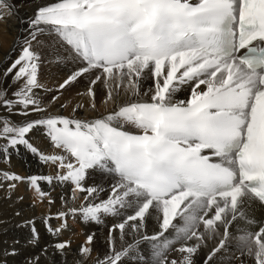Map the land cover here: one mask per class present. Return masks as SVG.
<instances>
[{
  "label": "snow or ice",
  "instance_id": "snow-or-ice-1",
  "mask_svg": "<svg viewBox=\"0 0 264 264\" xmlns=\"http://www.w3.org/2000/svg\"><path fill=\"white\" fill-rule=\"evenodd\" d=\"M15 11L11 0H0V19ZM28 23L31 39L7 70H15L13 80L22 84L12 99L0 91V106L24 116L47 112L37 94L45 88L39 78L43 59L32 46L46 30L79 62L60 89L94 74L91 108L97 83L105 86L104 104L121 91L128 100L93 119L58 113L20 123L0 118V139L8 142L0 151L23 145L57 165L55 176L0 172V178L26 179L38 191L39 181H71L87 193L86 205L56 218L122 216L110 231L109 254L96 264H122L142 241L153 243L154 264H195L206 236H220L204 261L210 264L227 247L237 221L246 225L236 236L240 264L245 257L264 264V223L252 230L258 222L249 211L254 203L264 207V0H56L39 7ZM145 77L153 86L143 98ZM185 85L190 96L175 100ZM41 126L68 155H46L34 146L28 134ZM90 170L114 176L106 199H99L102 186L85 187ZM153 216L160 230L147 235ZM128 231L140 238L124 247ZM33 233L38 238L35 227ZM92 241L89 235L86 244ZM70 243L55 248L63 251ZM92 251L80 249L83 256ZM170 251L180 258L170 259Z\"/></svg>",
  "mask_w": 264,
  "mask_h": 264
},
{
  "label": "bare ground",
  "instance_id": "bare-ground-1",
  "mask_svg": "<svg viewBox=\"0 0 264 264\" xmlns=\"http://www.w3.org/2000/svg\"><path fill=\"white\" fill-rule=\"evenodd\" d=\"M15 5V14L0 19V91L7 93L6 98L12 99L22 81L14 82L15 70L8 73L7 70L20 56L24 41L31 39L33 31L28 21L35 15L39 7L55 3L56 0H11ZM32 46L40 52L43 62L40 67L39 78L45 85L44 89L37 90V94L46 106L47 112L32 113L28 116L20 115L16 109L9 112L0 106V118H10L17 123L26 120H36L47 114H61L74 116L79 119H93L102 113L112 111L117 105L128 100V96L121 91L115 102L104 104L106 97L105 86L97 83L94 87L96 109L90 107L91 99L88 95L90 81L94 74L86 75L79 80L60 89L59 85L66 80L79 66L72 49L64 43L60 37L51 31H45L37 35L32 41ZM153 86V80L145 77L141 84V96ZM150 95V93H149ZM190 96V86H183L175 100H185ZM55 97V99H53ZM82 105V107H77ZM46 127H36L28 135L31 142L46 155H68L61 147H57L46 135ZM8 143L0 139V144ZM18 149V150H17ZM5 156V158H4ZM0 172L15 173L21 177L30 176H55L57 165L44 162L38 155L33 154L23 145L15 148L9 146V153L4 155L0 151ZM62 169L61 172H65ZM39 191L28 180L13 181L0 178V264H96L98 258L109 254V238L113 225L121 222L122 216L101 215L99 221L85 220L83 214H69L65 218H56V213L67 212L69 208H79L86 205L87 193L76 189L71 181L61 182L53 180L39 181ZM85 187L102 186L105 191L100 193L99 199H106L110 185L115 183L114 176L103 170H90ZM12 184L14 187H10ZM73 187V188H72ZM41 192L44 193L41 196ZM75 192V196L73 193ZM96 202H99L97 200ZM257 220V225L252 226L256 230L260 223H264V209L258 203H254L249 210ZM130 214V213H127ZM52 217L51 219H48ZM34 221V225L33 222ZM62 225H66L62 227ZM60 228L56 234L49 230ZM35 227L38 238L34 236ZM246 227L243 221H237L230 228L231 236L227 247L217 253L210 264H240V252L236 236L238 230ZM159 221L155 216L148 219L146 234L153 235L158 232ZM202 230V228H201ZM222 231V230H221ZM117 236L119 233H115ZM89 235L93 241L86 244ZM171 236V232L165 237ZM139 235L126 232L123 246L138 240ZM220 236H206L205 243L194 257L195 264H204L207 255L219 243ZM70 241V246L63 251L55 248L59 242ZM82 246L92 248L90 256H83L80 252ZM118 248L121 246L118 242ZM179 243L174 247H179ZM169 258H180L179 253L170 251ZM246 264H254V261L244 258ZM122 264H154L153 243L142 241L138 248L131 251L127 257L122 258Z\"/></svg>",
  "mask_w": 264,
  "mask_h": 264
},
{
  "label": "rangeland",
  "instance_id": "rangeland-1",
  "mask_svg": "<svg viewBox=\"0 0 264 264\" xmlns=\"http://www.w3.org/2000/svg\"><path fill=\"white\" fill-rule=\"evenodd\" d=\"M4 155H7V154H4ZM4 158H5V156H4ZM1 161V160H0ZM73 188V187H72Z\"/></svg>",
  "mask_w": 264,
  "mask_h": 264
}]
</instances>
